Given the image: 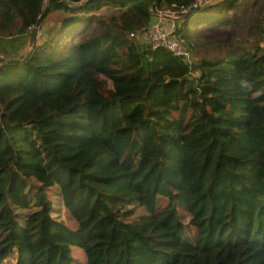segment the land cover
Instances as JSON below:
<instances>
[{"label": "trees", "instance_id": "trees-1", "mask_svg": "<svg viewBox=\"0 0 264 264\" xmlns=\"http://www.w3.org/2000/svg\"><path fill=\"white\" fill-rule=\"evenodd\" d=\"M195 1L0 0V264H264V0L184 14L191 66L127 37Z\"/></svg>", "mask_w": 264, "mask_h": 264}, {"label": "built area", "instance_id": "built-area-1", "mask_svg": "<svg viewBox=\"0 0 264 264\" xmlns=\"http://www.w3.org/2000/svg\"><path fill=\"white\" fill-rule=\"evenodd\" d=\"M209 0H196L189 5L177 6L172 3L171 7L152 9V18L148 25L127 33L129 40L139 48H165L172 51L176 56L181 57L189 66L192 65L193 56L191 50L179 38L176 33L178 23L176 13L183 15L197 8L198 5L208 4ZM168 22H167V21Z\"/></svg>", "mask_w": 264, "mask_h": 264}, {"label": "rangeland", "instance_id": "rangeland-1", "mask_svg": "<svg viewBox=\"0 0 264 264\" xmlns=\"http://www.w3.org/2000/svg\"><path fill=\"white\" fill-rule=\"evenodd\" d=\"M197 10L198 9H195L192 12V15H194L196 13L195 11H197ZM60 16H61V12H52V13L50 12V14L46 18V20L40 26H37L36 42L38 44H41L43 41H45V39L47 37V33L49 32L50 28L57 23V20L60 18ZM176 18L178 21H180L181 20V14L176 13ZM195 19L196 20H202V21H206V19H207V21H208V17L205 15L196 16ZM31 30H32V28H31ZM30 34H31V32H30ZM182 42L184 43V41H182ZM31 43L32 42L29 41V38H27V37H20V39L18 37L17 38L8 37V38L3 39V45L6 46V48H4V51L9 53V55H13V56H16V55L20 54L21 51L26 50L28 44L31 45ZM0 51H2L1 45H0ZM191 52H192V50H191ZM8 71H3V72L6 75L8 73ZM56 188H57L56 186H53L51 188V190L48 192V197L52 198L54 201H55V196H56L54 194V192H55ZM61 209L62 208H58V214L57 215L55 214L56 216L55 215L54 216L56 218L58 217L59 218V219L57 218L58 220H62L65 223L67 222L68 225H70L71 223H70V218H69L68 214L66 213V211L64 213H62ZM72 254L74 257L73 264H83L82 262H84L83 260H84L85 255L80 248L73 247L72 248ZM3 264H14V259L12 261V259L10 257V259L4 261Z\"/></svg>", "mask_w": 264, "mask_h": 264}, {"label": "water", "instance_id": "water-1", "mask_svg": "<svg viewBox=\"0 0 264 264\" xmlns=\"http://www.w3.org/2000/svg\"><path fill=\"white\" fill-rule=\"evenodd\" d=\"M219 1H221V0H209L208 4H215ZM36 32H37V26H34L31 30V34H30V41L31 42H32Z\"/></svg>", "mask_w": 264, "mask_h": 264}, {"label": "clouds", "instance_id": "clouds-1", "mask_svg": "<svg viewBox=\"0 0 264 264\" xmlns=\"http://www.w3.org/2000/svg\"><path fill=\"white\" fill-rule=\"evenodd\" d=\"M192 12H193V10H192Z\"/></svg>", "mask_w": 264, "mask_h": 264}]
</instances>
